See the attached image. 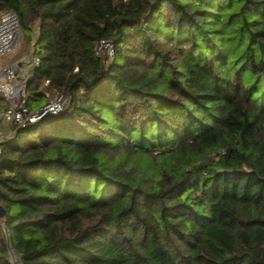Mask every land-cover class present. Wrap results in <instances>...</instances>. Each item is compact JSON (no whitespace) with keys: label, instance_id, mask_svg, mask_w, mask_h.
Segmentation results:
<instances>
[{"label":"trees","instance_id":"16d2710c","mask_svg":"<svg viewBox=\"0 0 264 264\" xmlns=\"http://www.w3.org/2000/svg\"><path fill=\"white\" fill-rule=\"evenodd\" d=\"M3 9L67 101L1 143L0 264H264V0Z\"/></svg>","mask_w":264,"mask_h":264},{"label":"built area","instance_id":"2783aa9c","mask_svg":"<svg viewBox=\"0 0 264 264\" xmlns=\"http://www.w3.org/2000/svg\"><path fill=\"white\" fill-rule=\"evenodd\" d=\"M22 34L16 14L10 10H1L0 58L11 53L19 45ZM38 50V46L32 44L26 54L12 63H6L0 69V96L4 102L0 105V153L1 143L13 136L18 127L33 122L47 113L55 114L62 110L63 94L59 92L53 93L51 97L45 92V95L49 96L48 101L34 111L28 109L26 87L35 69L40 65V58L35 54ZM93 50L98 56L106 53L111 57L114 47L110 40L100 39L94 43Z\"/></svg>","mask_w":264,"mask_h":264},{"label":"rangeland","instance_id":"374dc122","mask_svg":"<svg viewBox=\"0 0 264 264\" xmlns=\"http://www.w3.org/2000/svg\"><path fill=\"white\" fill-rule=\"evenodd\" d=\"M31 46H32V44L31 43L27 44L26 38L22 34V38H21L19 45L11 53L0 58V69L6 63H12V62L16 61L17 59H19L24 54H26L29 51ZM47 93L50 97L53 95V93H51V92H47ZM49 96H46V98H47L46 102L48 101ZM66 101H67V98L65 96H62V98H61L62 109H63L64 105L66 104ZM8 260L10 261L11 264H20L18 258L11 251L8 254Z\"/></svg>","mask_w":264,"mask_h":264},{"label":"water","instance_id":"95a60500","mask_svg":"<svg viewBox=\"0 0 264 264\" xmlns=\"http://www.w3.org/2000/svg\"><path fill=\"white\" fill-rule=\"evenodd\" d=\"M4 208L2 206H0V217L4 216Z\"/></svg>","mask_w":264,"mask_h":264}]
</instances>
